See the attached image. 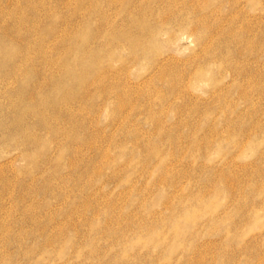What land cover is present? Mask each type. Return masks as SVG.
Returning <instances> with one entry per match:
<instances>
[{"label": "rangeland", "instance_id": "rangeland-1", "mask_svg": "<svg viewBox=\"0 0 264 264\" xmlns=\"http://www.w3.org/2000/svg\"><path fill=\"white\" fill-rule=\"evenodd\" d=\"M0 264H264V0H0Z\"/></svg>", "mask_w": 264, "mask_h": 264}, {"label": "bare ground", "instance_id": "bare-ground-1", "mask_svg": "<svg viewBox=\"0 0 264 264\" xmlns=\"http://www.w3.org/2000/svg\"><path fill=\"white\" fill-rule=\"evenodd\" d=\"M190 12H191V11H190ZM157 29H158V28H157ZM159 30H160V29H159ZM159 30H156V31L158 32ZM223 31H224V29H223ZM225 31H226V30H225ZM225 31H224V32H225ZM139 34H140V33H139ZM139 34L137 33L136 35H138V36H139ZM121 36H122V35H121ZM129 39H132V38H131V36H130V38H129ZM131 41H135V40H131ZM138 45H140V43H139Z\"/></svg>", "mask_w": 264, "mask_h": 264}]
</instances>
